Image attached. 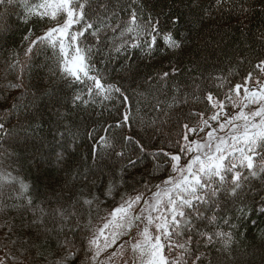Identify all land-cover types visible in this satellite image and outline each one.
Segmentation results:
<instances>
[{"label": "trees", "instance_id": "trees-1", "mask_svg": "<svg viewBox=\"0 0 264 264\" xmlns=\"http://www.w3.org/2000/svg\"><path fill=\"white\" fill-rule=\"evenodd\" d=\"M39 2L30 0L32 6ZM129 7V0H94L85 9L103 28L92 45L100 50L94 61L102 82L121 88L128 97L125 107L115 93V101L103 100L63 79L55 50L40 48L25 56V37L35 39L51 24L28 18L20 0L0 6V259L5 264H53L65 255L67 242L78 254L72 264H89L86 243L103 218L123 197H151L169 178L168 160L154 154H178L182 125L203 123L190 113L212 114L204 96L223 100L248 73L259 78L253 66L264 60V0H139L131 8L140 28L148 18L158 20L181 44L173 50L158 40L151 54L144 47L124 54L114 50L122 41L148 39L146 30L121 37ZM105 23L121 29L110 32ZM165 72L169 75L160 79ZM218 77L226 80L224 90L214 87ZM77 95L84 101H75ZM123 111L130 113V125L109 128ZM128 136L144 151L128 143ZM102 137L111 148L97 143ZM129 160L139 163L131 167ZM239 170L248 176L241 187L218 189L208 206H200L205 220L193 221L195 232L211 235L212 243L184 235L193 241L188 264L194 256L201 257L199 264H264V173L252 177V170ZM88 200L93 203L85 204ZM213 216L215 222L207 223Z\"/></svg>", "mask_w": 264, "mask_h": 264}, {"label": "snow or ice", "instance_id": "snow-or-ice-1", "mask_svg": "<svg viewBox=\"0 0 264 264\" xmlns=\"http://www.w3.org/2000/svg\"><path fill=\"white\" fill-rule=\"evenodd\" d=\"M13 2L14 0H0V6ZM20 2L27 7L28 18L51 24L43 35L35 39L25 37L28 41L25 56H31L40 48H51L56 52L63 79L71 84L85 86L87 95L95 94L103 100L115 101L116 96L113 95L115 93L119 97L118 102L127 107L128 97L120 87L102 82V74L94 61V54L100 50L92 45L98 43L99 34L103 31L100 22H91L85 12L86 8L91 9L94 0H40L35 6H32L30 0ZM219 2L221 0H217V3ZM138 3L139 0H129V21L120 35L126 37L135 34L139 37L138 30H146L148 39H145L143 44L122 41L115 47V52L124 54L129 49L144 47L147 53L151 54L158 40H162L170 49L180 48V42L171 32L164 33L159 27L158 20L148 18L145 29L140 28L139 17L131 8V5ZM104 27L110 32L121 29L120 24L113 27L105 23ZM2 30L0 27V31ZM89 37L93 38L91 44L86 43ZM253 67L259 78L251 72L248 73L242 83L235 84L225 91L226 99L222 100L211 93L204 96V102L212 114L205 118L204 113H190L199 117L203 123L197 128L188 124L182 125L184 131L181 138L176 141L178 154L171 155L163 151L154 154V157L163 156L168 160L167 166L171 169V175L164 181V186L157 185L158 190L153 192L151 197L145 198L143 194L123 197L119 206L103 218L104 223L93 233L95 238H89L86 243L89 264H96L99 257L110 248L116 249L107 257L113 264L117 259L123 264H129V261L131 264H188L185 256L191 255L189 246L193 241L191 238L183 239L186 233L189 237L195 234L209 244L212 243L211 235L195 232L193 221L205 220L200 206H208L217 195V190L224 189L225 185L232 188L233 192L239 189L242 177L244 180L248 179V176L239 169L252 170V177L257 173H264V163H254L264 162V60ZM168 75L169 73L165 72L160 79H165ZM216 80L218 82L214 83V87L224 90L225 78L218 77ZM250 84L256 87L254 89L248 87ZM74 100L84 101V97L77 95ZM197 100L199 101V97ZM226 106L237 110L236 114L229 117L224 111ZM217 109L219 111H216ZM209 120L215 122L217 128L213 129ZM240 121L243 123H237ZM129 125L130 113L123 111L120 121L109 128H127ZM231 125L235 126L229 130L227 126ZM3 130L4 124L0 123V132ZM221 132L225 135L218 134ZM201 133L203 143L190 138ZM124 139L135 144L138 152L144 151L143 146L133 137L128 136ZM97 143L106 148L112 147L103 137L99 138ZM92 151L95 156L97 149L94 147ZM116 155L123 157L125 153L117 152ZM137 163L138 160H129L128 166L135 167ZM22 188L27 191L28 186L22 185ZM84 203L91 205L93 202L88 200ZM214 204L213 201V206ZM206 222L214 223L215 216ZM134 227L135 233L132 232ZM216 235L220 237L224 234ZM129 236L130 239L124 243L118 242L120 238ZM101 239L103 245L100 243ZM70 244L71 242H67L62 245L65 255L53 264L74 262L78 254L75 246H69ZM126 251H131L132 255L125 258ZM191 258L192 264H199L201 261L199 256ZM0 264H5V261L0 259ZM99 264L104 262L99 261Z\"/></svg>", "mask_w": 264, "mask_h": 264}, {"label": "rangeland", "instance_id": "rangeland-1", "mask_svg": "<svg viewBox=\"0 0 264 264\" xmlns=\"http://www.w3.org/2000/svg\"><path fill=\"white\" fill-rule=\"evenodd\" d=\"M248 87L254 89L256 86L250 84V85H248ZM216 111H219V109H217ZM224 111L228 114L229 117H231V116H234V115L236 114V111H237V110H233L230 106H226L225 109H224ZM245 111H248V110L245 109ZM221 122H223V121H221ZM209 123L212 125V128H213V129L217 128V124H216L215 122L209 120ZM237 123L242 124L243 122L240 121V122H237ZM200 126H201V125H200ZM234 126H235V125H231V126H227V127H228L229 130H230L231 127H234ZM208 130H210V129H208ZM206 131H207V130H206ZM218 134L221 135V136L225 135V133H222V132H221V133H218ZM202 136H203V133H201V134H199V135H192V138H191V139H194V140H196V141H200L201 143H203ZM236 159H237V163H238V162H239V156H238V155H237V158H236ZM181 164L183 165L184 162L181 163ZM177 175H178V173H177ZM163 186H164V184H163ZM103 223H104V222H103ZM132 232H133V233L136 232V228H135V227L132 229ZM105 234L107 235V232H106ZM127 239H130V236H129V237H122V238L119 239L118 242H119V243H124V241L127 240ZM100 243H101V245H103V240H102V239H101ZM115 250H116L115 248H110V249L108 250V252H104V253L99 257V261H103L104 264H113V262H112V261H109V260L107 259V257H108V255H109L110 252L115 251ZM130 254L132 255L131 251H126V252L124 253L125 258L130 257V256H131ZM99 261H98L96 264H99ZM115 264H123V262L120 261L119 259H117V260L115 261ZM129 264H131L130 261H129Z\"/></svg>", "mask_w": 264, "mask_h": 264}]
</instances>
